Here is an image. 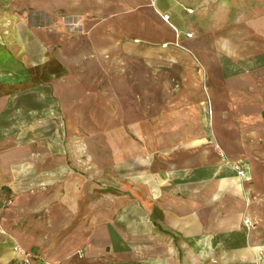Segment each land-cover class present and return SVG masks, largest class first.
Listing matches in <instances>:
<instances>
[{
	"label": "crops",
	"instance_id": "1",
	"mask_svg": "<svg viewBox=\"0 0 264 264\" xmlns=\"http://www.w3.org/2000/svg\"><path fill=\"white\" fill-rule=\"evenodd\" d=\"M94 100L137 132L174 131L159 116L191 101L205 134L159 141L150 168L140 151L135 186L103 192L87 143L34 139L94 131ZM0 196V264L15 246L37 264L264 260V0H0Z\"/></svg>",
	"mask_w": 264,
	"mask_h": 264
},
{
	"label": "rangeland",
	"instance_id": "2",
	"mask_svg": "<svg viewBox=\"0 0 264 264\" xmlns=\"http://www.w3.org/2000/svg\"><path fill=\"white\" fill-rule=\"evenodd\" d=\"M203 88L206 91V85L203 84ZM209 101V120H212V109H211V102ZM109 102V101H108ZM118 102V101H117ZM124 103H128V101H123ZM191 101H181L176 100L175 103L177 104L175 113L176 116L170 121L166 117L167 114H163L159 116V123L158 126L161 124V128H164L168 122L175 123L174 131H153L151 127V123L148 124L147 121L145 122V131L137 132L133 131H121L116 130V128H120V113L122 110L120 108H114L112 106L111 112L114 114L112 118L111 125H105V108L102 103L104 100H94L92 101L93 104H96V107L93 109H89L90 112L96 113L95 120L97 121V126H95L94 131L90 132H76L71 133L67 130H64L62 133L52 130L51 128L47 131L46 137H35L34 139L39 140L47 139L51 141L54 138H62L65 142L68 139L77 138L81 142H85L86 147H79L77 149L79 159H80V169L82 170L83 167H86L83 164V161H86L87 155L89 152L92 156L96 158V176H95V185L97 189H101V191H118L123 188L127 187H134L135 186V172L137 170H141L140 167L136 165V157L141 156L140 151H144V169L150 168L152 165V155L159 154L162 149L158 148V142L161 140H174L177 146H181L184 144L186 140L193 141L201 139V135L205 134L202 133L200 130H196L197 128L200 129L201 127V118L200 116H186V113L183 111L184 106H179L182 103ZM114 103V101H112ZM134 101H131L133 104ZM167 111V109H166ZM185 113V114H184ZM116 114V115H115ZM121 118L122 115H121ZM205 117H203L204 121ZM66 121V120H65ZM151 122V121H150ZM160 124V125H159ZM51 127V126H50ZM112 128L113 130L109 131L108 128ZM122 127H126L123 125ZM194 129V130H193ZM192 130V131H191ZM58 136V137H57ZM155 140L157 142L156 147L152 146L151 140ZM147 141V146L145 145L143 149L141 148V142ZM187 142V141H186ZM52 150V149H51ZM56 150V149H55ZM66 151V149H65ZM140 153V154H139ZM66 155V154H65ZM111 157V158H110ZM225 157V155H224ZM110 162L104 163L105 160ZM111 159V160H110ZM106 160V162H107ZM231 168L233 169V162L230 164ZM139 168V169H137ZM234 170V169H233ZM128 173V174H127ZM130 176L133 177L132 179L125 177ZM4 197L0 196V225H1V215L2 211L6 208L4 203ZM0 233H2V229L0 226ZM256 264H264V260L256 261Z\"/></svg>",
	"mask_w": 264,
	"mask_h": 264
},
{
	"label": "built area",
	"instance_id": "3",
	"mask_svg": "<svg viewBox=\"0 0 264 264\" xmlns=\"http://www.w3.org/2000/svg\"><path fill=\"white\" fill-rule=\"evenodd\" d=\"M165 20L167 21V17H164ZM233 169L234 171L237 173L238 177L241 179H247V171L244 165H242L241 163L237 162V163H233ZM10 203V199L8 198L6 200V204ZM13 250L19 255L20 261L18 264H37L35 263L33 254L25 251L23 249H21L18 246H15L13 248Z\"/></svg>",
	"mask_w": 264,
	"mask_h": 264
}]
</instances>
